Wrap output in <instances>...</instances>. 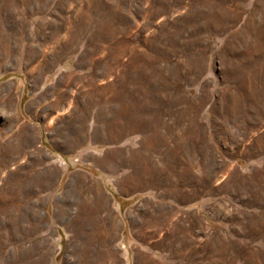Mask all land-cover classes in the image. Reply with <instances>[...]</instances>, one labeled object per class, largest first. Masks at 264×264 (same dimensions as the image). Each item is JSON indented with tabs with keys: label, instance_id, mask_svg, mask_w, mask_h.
I'll return each instance as SVG.
<instances>
[{
	"label": "crops",
	"instance_id": "1",
	"mask_svg": "<svg viewBox=\"0 0 264 264\" xmlns=\"http://www.w3.org/2000/svg\"><path fill=\"white\" fill-rule=\"evenodd\" d=\"M108 45L11 56L26 60L0 81V165L19 175L3 248L19 264H221L218 240L206 247L204 165H141L157 103L141 97L135 52ZM158 166L172 169L165 188L152 184Z\"/></svg>",
	"mask_w": 264,
	"mask_h": 264
},
{
	"label": "rangeland",
	"instance_id": "2",
	"mask_svg": "<svg viewBox=\"0 0 264 264\" xmlns=\"http://www.w3.org/2000/svg\"><path fill=\"white\" fill-rule=\"evenodd\" d=\"M106 42L135 52L141 97L157 103L141 165H204L206 247L219 242L211 258L264 264V0H0V81L24 65L11 57L19 51ZM3 166L0 264H19V249L3 248L16 173ZM171 171L151 170L152 184L165 188Z\"/></svg>",
	"mask_w": 264,
	"mask_h": 264
},
{
	"label": "bare ground",
	"instance_id": "3",
	"mask_svg": "<svg viewBox=\"0 0 264 264\" xmlns=\"http://www.w3.org/2000/svg\"><path fill=\"white\" fill-rule=\"evenodd\" d=\"M189 180V179H188ZM188 185V184H187Z\"/></svg>",
	"mask_w": 264,
	"mask_h": 264
}]
</instances>
